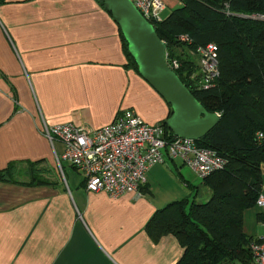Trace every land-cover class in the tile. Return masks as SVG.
<instances>
[{
    "label": "crops",
    "instance_id": "crops-1",
    "mask_svg": "<svg viewBox=\"0 0 264 264\" xmlns=\"http://www.w3.org/2000/svg\"><path fill=\"white\" fill-rule=\"evenodd\" d=\"M125 110L154 125L170 106L128 67L119 26L100 0H0V171L18 163L27 173L35 163L51 182L0 179V264L181 258L175 236L154 241L146 230L156 211L181 199L178 189L155 187L160 164L148 172L142 196L89 192L85 176L62 159L64 144L43 131L69 122L101 128Z\"/></svg>",
    "mask_w": 264,
    "mask_h": 264
},
{
    "label": "trees",
    "instance_id": "trees-1",
    "mask_svg": "<svg viewBox=\"0 0 264 264\" xmlns=\"http://www.w3.org/2000/svg\"><path fill=\"white\" fill-rule=\"evenodd\" d=\"M180 1L154 26L167 45L169 64L176 59L180 67L175 71L184 84L208 111L220 115L215 128L196 143L213 150L225 164L202 178L209 191L206 200L187 196L174 200L155 212L146 230L154 241L167 235L178 239L184 252L176 264H252L250 245L257 238L245 232L244 212L257 204L264 182V19L249 15L264 16V0ZM120 34L128 67L138 72L121 29ZM182 34L189 35L191 42L180 40ZM211 42L218 46L220 75L212 88L203 89L197 84L196 50ZM179 47L188 51L178 55ZM171 114L170 106L160 124L169 128ZM28 164L27 173H17L18 163H10L0 171V179L51 184L35 163ZM21 175L29 179L22 181ZM180 177L186 187L195 188ZM258 218L264 221V214L258 213Z\"/></svg>",
    "mask_w": 264,
    "mask_h": 264
},
{
    "label": "built area",
    "instance_id": "built-area-1",
    "mask_svg": "<svg viewBox=\"0 0 264 264\" xmlns=\"http://www.w3.org/2000/svg\"><path fill=\"white\" fill-rule=\"evenodd\" d=\"M132 1L153 25L163 20V0ZM179 39L191 42L187 34L180 35ZM196 54L200 63L197 84L210 89L220 75L218 46L213 42L199 46ZM168 58L167 52V61ZM171 62L172 65L168 64L174 70L180 67L176 59ZM43 131L51 142L64 144L62 159L85 176L87 191H104L114 198L126 193L142 196L141 188L147 183L148 172L166 159L179 158L201 178L225 164L223 158L197 145L196 140L176 136L163 124H149L132 110L121 112L112 123L97 129L69 122L45 125ZM262 136L260 133L259 137ZM257 205L264 207L262 194ZM250 247L252 264H264V235L254 240Z\"/></svg>",
    "mask_w": 264,
    "mask_h": 264
},
{
    "label": "water",
    "instance_id": "water-1",
    "mask_svg": "<svg viewBox=\"0 0 264 264\" xmlns=\"http://www.w3.org/2000/svg\"><path fill=\"white\" fill-rule=\"evenodd\" d=\"M116 20L139 74L171 106L169 129L182 138H204L219 123L220 115L208 111L168 64L167 45L132 0H103Z\"/></svg>",
    "mask_w": 264,
    "mask_h": 264
},
{
    "label": "rangeland",
    "instance_id": "rangeland-1",
    "mask_svg": "<svg viewBox=\"0 0 264 264\" xmlns=\"http://www.w3.org/2000/svg\"><path fill=\"white\" fill-rule=\"evenodd\" d=\"M165 3V11H163L162 16L166 17L173 9L179 6V0H163ZM253 19H264V16L260 15H249ZM191 49V48H190ZM178 55L185 54L188 49L183 47H179L176 50ZM195 61H198V58L192 57ZM65 149V148H64ZM66 161V160H65ZM172 162L169 159H166L165 163L156 166L155 168H159V171L156 172L158 176H160V180L156 183L155 187L160 192H166L167 190H176L178 189L180 193H178L177 198L191 197L195 198L197 201H203L207 199L205 195L208 188L203 184L202 178H200L189 166L184 165L179 158H176ZM67 162H64L66 164ZM70 164V162L68 163ZM73 165H71L72 167ZM75 168L74 166L72 167ZM20 169L18 167L17 171ZM28 170L30 168H27ZM76 169V168H75ZM20 173V171H18ZM77 175H79V171H75ZM185 178L190 184H192L195 188L186 187L185 183H183L180 175ZM264 178V174H263ZM21 180L29 178L25 175H21ZM65 183V182H64ZM264 191V182L263 189ZM179 196V197H178ZM181 196V197H180ZM258 213L264 214V207H260L259 205H254L252 207H248L244 212V230L249 236H253L255 238L261 237L264 235V227L263 220L258 218Z\"/></svg>",
    "mask_w": 264,
    "mask_h": 264
}]
</instances>
